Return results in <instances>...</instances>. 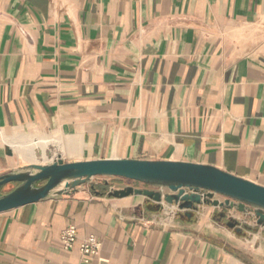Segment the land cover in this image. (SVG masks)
I'll list each match as a JSON object with an SVG mask.
<instances>
[{"label": "crops", "instance_id": "crops-1", "mask_svg": "<svg viewBox=\"0 0 264 264\" xmlns=\"http://www.w3.org/2000/svg\"><path fill=\"white\" fill-rule=\"evenodd\" d=\"M29 129L49 135L42 158L7 155ZM56 159L190 162L264 187V0H0V175ZM128 186L143 188L94 177L0 213V264H83L89 235V264H264L254 220L108 195Z\"/></svg>", "mask_w": 264, "mask_h": 264}, {"label": "water", "instance_id": "water-1", "mask_svg": "<svg viewBox=\"0 0 264 264\" xmlns=\"http://www.w3.org/2000/svg\"><path fill=\"white\" fill-rule=\"evenodd\" d=\"M6 154L12 152L8 147ZM94 177H117L139 184L109 191L114 198L138 195L159 205H174L186 215L201 206H213L221 211H235L252 219L264 229V187L237 177L216 167L182 161H148L136 159H101L92 161L30 163L0 175V191L6 185L17 184L0 194V213L68 194L90 182ZM224 213L221 214V217ZM245 224L246 221H241ZM240 223L231 217L227 227L240 233Z\"/></svg>", "mask_w": 264, "mask_h": 264}, {"label": "rangeland", "instance_id": "rangeland-1", "mask_svg": "<svg viewBox=\"0 0 264 264\" xmlns=\"http://www.w3.org/2000/svg\"><path fill=\"white\" fill-rule=\"evenodd\" d=\"M8 135L15 136H6L4 142L6 144L11 143L17 148L13 150L8 145L5 148L7 149L9 147L11 152L15 154L19 159H21V161L35 162L34 160H39L42 158L39 153L41 152V150L46 149V146L44 143H37L36 145L35 142L44 140L49 137L48 133L40 132L37 129H29L16 131L13 134ZM49 150L50 149H48L47 151L49 152ZM98 181L100 182L101 180L99 179Z\"/></svg>", "mask_w": 264, "mask_h": 264}, {"label": "built area", "instance_id": "built-area-1", "mask_svg": "<svg viewBox=\"0 0 264 264\" xmlns=\"http://www.w3.org/2000/svg\"><path fill=\"white\" fill-rule=\"evenodd\" d=\"M160 205L162 209H164L165 204L162 203ZM231 218L235 219L233 216H231ZM59 240L64 250L72 249L77 240V232L75 226L69 225L66 228H64L60 232ZM100 248H101L100 242L93 235H89L85 237L78 245V251L81 255L82 263L89 264L92 259L97 258L100 252Z\"/></svg>", "mask_w": 264, "mask_h": 264}]
</instances>
